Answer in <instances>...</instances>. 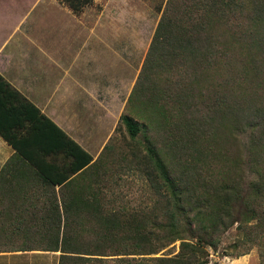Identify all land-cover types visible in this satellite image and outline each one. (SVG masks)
<instances>
[{
	"label": "trees",
	"instance_id": "16d2710c",
	"mask_svg": "<svg viewBox=\"0 0 264 264\" xmlns=\"http://www.w3.org/2000/svg\"><path fill=\"white\" fill-rule=\"evenodd\" d=\"M66 2L78 11L91 0ZM160 12L129 100L144 123L122 116L133 139L149 134L142 170L157 197L152 206L97 198L109 172L104 152L91 164L0 75V136L20 149L14 126L29 136L49 129L48 151L73 161L61 177L44 169V178L64 184L82 171L76 180L97 184L79 190L92 199L61 206V237L45 236V248H61L59 264H208V248L238 224L237 257L259 248L264 264V0H167ZM177 241L176 255L155 256Z\"/></svg>",
	"mask_w": 264,
	"mask_h": 264
},
{
	"label": "crops",
	"instance_id": "0c3cea01",
	"mask_svg": "<svg viewBox=\"0 0 264 264\" xmlns=\"http://www.w3.org/2000/svg\"><path fill=\"white\" fill-rule=\"evenodd\" d=\"M43 1L20 6L18 0H0V75L88 152L93 164L124 115V103L120 101L125 94L126 108L133 80L132 73H128L132 67L113 46L112 23L103 24L95 32L96 24L88 30L77 14L91 8V3L78 11L57 3L71 23L61 26V52H53L45 23L30 20ZM77 28L90 32L85 36L75 31ZM93 38H105V52L122 63L123 73L112 65L110 70L97 67L100 57L91 47ZM16 128L13 130L20 149L0 136V264H59L61 248H45L44 237L52 233L61 237V206L82 199L79 190L83 186L88 188L89 184L96 190L97 184L86 176L76 180L82 171L73 174L70 183L53 184L46 180L44 169L49 175L61 177V170L68 171L73 158L61 150L48 151L49 129L45 136H29L28 128ZM55 205L59 210L52 211Z\"/></svg>",
	"mask_w": 264,
	"mask_h": 264
},
{
	"label": "rangeland",
	"instance_id": "374dc122",
	"mask_svg": "<svg viewBox=\"0 0 264 264\" xmlns=\"http://www.w3.org/2000/svg\"><path fill=\"white\" fill-rule=\"evenodd\" d=\"M35 1L18 0V3L20 6H29ZM166 1L91 0V4L89 3L92 5L91 8L86 9L84 13H82L83 10L80 11L81 13L77 12L81 16V20L86 22L85 26L88 27V30L90 26L93 27L96 24L95 32H98L103 24H113V46L123 54L124 62L130 68L132 67L128 73V75L132 73L133 80L130 85V95L126 108H124L127 98H125V94L122 95V101H120L124 103L122 112L125 109L124 115L134 117L141 124L144 121L136 117L133 105L129 100L160 20V10H163ZM57 3L69 5L66 0H58L57 2L44 0L30 17L31 21L45 23L44 27L47 28L50 44H53V52H61V26H67L66 24L71 23L68 22L69 15L62 12L61 7ZM75 31L83 32V34L90 32L84 29L81 31L80 28L75 29ZM62 37L66 38L64 35ZM122 38L124 40L120 41ZM109 42L111 43V41ZM91 44L96 57H100L97 67L110 70L112 65L115 70L123 73L120 66L122 63L109 51L105 52V38H93ZM101 94V92L98 93L99 99H101ZM116 127L113 137L107 141L109 147L104 151L103 156L106 157V160L103 162L105 166L102 165L101 167L108 168L109 172L107 181L103 184L104 195H100L98 198L100 200L104 199L110 207L140 209L152 206L157 197L153 194L149 181L142 170V166H144L147 159L146 146L148 144L146 136L148 137L149 134L144 129L136 139H133L122 119ZM241 237L242 233L238 224H236L222 235L218 247L208 248V264H263L259 248H253L246 255L237 257L236 254L240 252V249L235 246L238 238ZM180 244L181 241H177L155 256L172 257L179 252ZM111 264H118V262L113 260Z\"/></svg>",
	"mask_w": 264,
	"mask_h": 264
}]
</instances>
